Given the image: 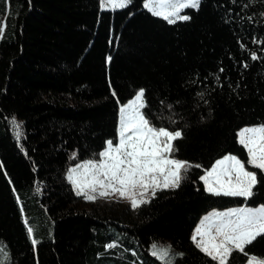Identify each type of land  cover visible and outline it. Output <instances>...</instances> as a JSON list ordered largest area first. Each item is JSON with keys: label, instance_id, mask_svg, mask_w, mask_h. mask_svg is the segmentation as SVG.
Segmentation results:
<instances>
[{"label": "trees", "instance_id": "obj_1", "mask_svg": "<svg viewBox=\"0 0 264 264\" xmlns=\"http://www.w3.org/2000/svg\"><path fill=\"white\" fill-rule=\"evenodd\" d=\"M145 3L0 0V264H164L154 242L183 254L173 264H217L192 239L199 220L264 205V181L245 198L200 179L227 153L246 161L238 132L264 124V0H201L175 24ZM139 89L157 127L183 132L174 155L193 167L135 208L86 200L68 170L116 141L121 104ZM245 252L264 258V236ZM247 259L233 251L228 264Z\"/></svg>", "mask_w": 264, "mask_h": 264}, {"label": "snow or ice", "instance_id": "obj_2", "mask_svg": "<svg viewBox=\"0 0 264 264\" xmlns=\"http://www.w3.org/2000/svg\"><path fill=\"white\" fill-rule=\"evenodd\" d=\"M130 2L131 0H101L102 8L110 7L112 10L123 9ZM199 6L200 0H146L144 4L153 15L162 17L171 24H175L177 20H190L191 17L181 15V11L198 9ZM4 27L6 25L0 23V34ZM252 58L257 59L255 54ZM146 108L148 104L145 101V90L140 89L132 100L120 108L117 144L114 146L113 141H107L105 150L99 154V162L89 160L70 169L68 179L75 186L77 195H84L88 200L94 201L98 196L118 193L121 198H129L135 208L148 202L136 198L137 188L141 190L139 195L143 197L149 189H152L154 196L156 189L180 186L184 178L182 171L186 173L193 165L169 157L176 151L173 142L183 139V132L157 127L144 111ZM12 123L19 130L20 125L14 117ZM19 135L17 131V137ZM238 143L246 150L249 167L232 154L217 160L200 177L208 192L217 196L249 198L254 195L253 190L257 184L264 181V125L240 130ZM249 168L259 170L262 179L258 180L257 171ZM28 231L31 232L32 229L29 228ZM259 236H264V205L255 209H231L206 217L192 239L217 264H228L233 251L248 256L247 264H264V259L245 252V247ZM35 243L33 240V244ZM153 249L152 255L164 261V264H173L176 255H183L172 253L170 245L163 247L154 244Z\"/></svg>", "mask_w": 264, "mask_h": 264}, {"label": "rangeland", "instance_id": "obj_3", "mask_svg": "<svg viewBox=\"0 0 264 264\" xmlns=\"http://www.w3.org/2000/svg\"><path fill=\"white\" fill-rule=\"evenodd\" d=\"M200 2H201V0H200ZM108 8H110V7H108ZM185 9L184 10H182L181 11V15H184V14H186L185 12ZM188 15V14H187ZM140 90V89H139ZM138 90V91H139ZM138 91L136 92V94L138 93ZM135 94V95H136ZM135 95L132 97V98H130L127 102H125V103H123V104H121V107L122 106H124L125 104H127L130 100H132L134 97H135ZM15 121H16V123L17 124H19L20 125V128H19V130L16 128V126L12 123V125H13V129H14V132L17 134V131H19V133H21V131H22V125H23V119H20L19 117H15ZM119 121H120V117H119ZM261 125H264V124H257V125H249V126H246V127H254V126H261ZM118 129H119V126H118ZM242 130V129H241ZM174 131V130H173ZM239 132H240V130H239ZM238 132V133H239ZM109 140H111V141H113V145L115 146L116 144H117V142H118V135H117V139H116V141L115 140H112V139H109ZM109 140H107V141H109ZM173 147H174V142H173ZM105 148H106V145H105V147H104V149L103 150H101L100 151V153L102 152V151H104L105 150ZM246 151V150H245ZM99 153V154H100ZM97 155V156H95V157H93V158H88V159H84V160H77L73 165H71L70 166V168H69V170H68V177H69V175H70V169H72V168H76L78 165H81V164H83L84 162H86V161H89V160H93V161H96V162H99V160L101 159V157H100V155ZM228 154H232V155H235V156H237L238 158H240L237 154H233V153H227V154H225L224 156H226V155H228ZM246 155H247V153H246ZM224 156H222V157H220L219 159H221V158H223ZM169 158H175V159H179V160H181V161H187V160H184V159H181V158H178V157H176L175 155H174V152L171 154V156L169 157ZM219 159H217V160H219ZM241 160H243L242 158H240ZM247 159H248V157H247ZM216 160V161H217ZM215 161V162H216ZM244 162H245V166L246 167H249L248 165H247V160L245 161V160H243ZM187 162H189V161H187ZM189 164H191L190 162H189ZM215 164V163H214ZM213 164V165H214ZM212 165V166H213ZM211 166V167H212ZM211 167L209 168V169H211ZM209 169H207V170H209ZM206 170V171H207ZM249 170H252V171H256V169H252V168H249ZM206 171L204 172V174H203V176L206 174ZM182 176L184 175V172L182 171ZM205 188H206V185H205ZM162 189V188H161ZM76 190V189H75ZM157 190H159V189H156V191ZM86 191H88V190H86ZM141 190L139 189V188H137L136 189V192H137V199H145V200H147V201H149L150 200V198L153 196L152 195V189H149L145 194H144V196L143 197H141L140 195H139V192H140ZM155 191V192H156ZM94 195H97L96 193H93ZM84 196V195H83ZM84 198L86 199V200H88L87 198H86V196H84ZM96 200H101V201H112V200H114V201H122V202H126V203H129V204H131V200L129 199V198H121L120 196H119V194L117 193V194H114V195H109V196H106V197H99L98 196V198L96 199ZM89 201H91V200H89ZM132 205V204H131ZM229 208H231V207H229ZM247 208H249V206L247 207ZM223 209H226V208H223ZM252 209H255V208H252ZM213 210H218V209H213ZM220 210H222V209H220ZM197 226V225H196ZM196 228V227H195ZM195 230V229H194ZM194 232V231H193ZM157 245V246H163V247H167V246H171V251H172V253H174V251L176 250V248L174 247V245H173V243L172 242H162V243H160V244H157L156 242H154V243H152V245H151V250H152V252H153V245ZM257 258H259V259H264L263 257H258V256H256ZM247 261H248V259H247ZM247 261L244 263V264H247Z\"/></svg>", "mask_w": 264, "mask_h": 264}, {"label": "crops", "instance_id": "obj_4", "mask_svg": "<svg viewBox=\"0 0 264 264\" xmlns=\"http://www.w3.org/2000/svg\"><path fill=\"white\" fill-rule=\"evenodd\" d=\"M247 207L248 206H246V205H242L240 207H231V208H226V209H222V210H220V209H218V210H210L208 213H206L205 215H203V217L200 219V221L198 222V224H197V226H196V228H195V230L193 232V235L195 234L196 229L198 227H200L202 223H204L206 217L213 216L215 213H225V212H227V211H229L231 209H241V208H247ZM258 207H260V206H256V207H250L249 206L250 209H252V208H258ZM193 235H192V237H193ZM197 239H199V237H197Z\"/></svg>", "mask_w": 264, "mask_h": 264}]
</instances>
